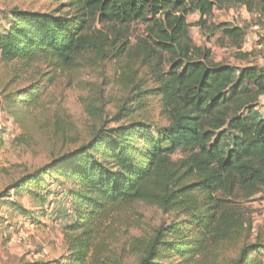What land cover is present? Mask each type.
Returning a JSON list of instances; mask_svg holds the SVG:
<instances>
[{
	"label": "trees",
	"instance_id": "16d2710c",
	"mask_svg": "<svg viewBox=\"0 0 264 264\" xmlns=\"http://www.w3.org/2000/svg\"><path fill=\"white\" fill-rule=\"evenodd\" d=\"M39 1L59 7L6 13L9 28L0 30V60L27 69L42 65L50 72L10 104L34 106L62 70L90 55L119 65L123 76L132 74L133 99L141 105L158 100L169 124L101 130L89 144L60 158L57 171L71 186L62 192L66 207L53 191L26 190L30 185L42 190L40 179L50 167L1 192L0 201L16 191L28 192L43 206L57 203L73 264H122L124 253L113 247L118 227L140 205L174 212L183 220L180 228L161 227L147 241L134 239L142 255L139 264H214L228 248L236 250L233 264H262L258 256L264 237L260 233L252 240L247 204L264 190V115L258 111L264 68L214 62L211 50L194 45L188 19L197 14V26L204 27L228 3L264 13V0ZM134 23L147 26L139 55L129 36ZM96 24L107 30H96ZM220 30L241 48V28L212 26L213 32ZM122 111L125 118L133 110ZM228 136L235 138L231 145ZM178 153L187 155L174 161ZM126 226L136 223L129 220ZM173 256L182 261L165 262Z\"/></svg>",
	"mask_w": 264,
	"mask_h": 264
},
{
	"label": "rangeland",
	"instance_id": "374dc122",
	"mask_svg": "<svg viewBox=\"0 0 264 264\" xmlns=\"http://www.w3.org/2000/svg\"><path fill=\"white\" fill-rule=\"evenodd\" d=\"M58 7L39 0H0V30L9 28L6 13L14 8L51 12ZM191 16L188 19L192 24L191 40L195 46L211 50L214 62L235 67L255 64L264 68V13L257 10L251 15L243 7L228 3L215 10L204 27L197 26L199 16ZM223 23L243 30L240 49L229 38L223 37L221 30L212 31V26ZM95 29L107 30L99 24L95 25ZM129 36L133 51L139 55L138 44L140 40L147 39V26L132 24ZM245 54L251 57L244 59ZM48 70L42 65L27 69L19 63L0 60V193L50 167L40 179L45 181L42 190L34 185L26 187V190L42 194L53 191L61 199V205L66 207L62 192L71 186L57 171L56 164L60 158L89 144L101 130L141 122L164 127L169 121L158 100L146 99L141 105L133 99L134 83L129 81L132 74L123 76L119 65L104 63L90 55L78 58L75 66L62 70L56 83L34 106L26 104L21 108L9 103L16 95L18 97L39 83L50 72ZM139 72L140 75L142 71ZM123 108L133 111L121 118L127 114L122 111ZM258 111L264 115V97L260 100ZM151 130L155 131L153 127ZM234 139L228 136V144L231 145ZM186 155L178 153L173 159L177 161ZM10 194L11 198L0 201V264H73L62 230L66 222L54 209L57 203L53 207L49 203L43 206L34 201L28 192L21 195L11 191ZM263 200L264 190L247 204L252 211V240L260 233L264 237ZM18 206L29 214H22ZM49 215L51 219H48ZM123 220H130L136 226L128 228L126 221L121 222L113 247L124 253L122 264H139L142 255L136 247L139 241L134 239L147 241L164 226L180 228L183 219L174 212L140 205L133 218ZM182 232L184 229L179 231ZM236 257V250L228 248L214 264H233ZM258 257L264 264V252ZM181 261L175 256L165 259L169 263Z\"/></svg>",
	"mask_w": 264,
	"mask_h": 264
},
{
	"label": "crops",
	"instance_id": "0c3cea01",
	"mask_svg": "<svg viewBox=\"0 0 264 264\" xmlns=\"http://www.w3.org/2000/svg\"><path fill=\"white\" fill-rule=\"evenodd\" d=\"M243 9H245V12H248V11L246 10V8L243 7ZM214 12H215V11H214ZM251 15H253V14H251ZM193 16L195 17V16H198V15H192L191 17H193ZM254 17H256V15H254Z\"/></svg>",
	"mask_w": 264,
	"mask_h": 264
},
{
	"label": "built area",
	"instance_id": "2783aa9c",
	"mask_svg": "<svg viewBox=\"0 0 264 264\" xmlns=\"http://www.w3.org/2000/svg\"><path fill=\"white\" fill-rule=\"evenodd\" d=\"M193 15H197V14H193ZM263 205H264V200H263Z\"/></svg>",
	"mask_w": 264,
	"mask_h": 264
}]
</instances>
